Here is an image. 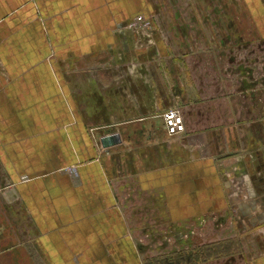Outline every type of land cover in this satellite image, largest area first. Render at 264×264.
<instances>
[{
  "label": "crops",
  "instance_id": "1",
  "mask_svg": "<svg viewBox=\"0 0 264 264\" xmlns=\"http://www.w3.org/2000/svg\"><path fill=\"white\" fill-rule=\"evenodd\" d=\"M226 224L243 254L187 264H264L262 0H0V264H154Z\"/></svg>",
  "mask_w": 264,
  "mask_h": 264
},
{
  "label": "built area",
  "instance_id": "2",
  "mask_svg": "<svg viewBox=\"0 0 264 264\" xmlns=\"http://www.w3.org/2000/svg\"><path fill=\"white\" fill-rule=\"evenodd\" d=\"M126 27L134 32L138 37L137 47L147 48L154 45V29L149 18L143 14L134 15ZM162 125L167 135H175L183 131V120L180 112L176 108H168L161 114ZM236 168L224 172L229 192L228 196L231 198L240 199V201L247 199V193L244 189V182L235 175Z\"/></svg>",
  "mask_w": 264,
  "mask_h": 264
},
{
  "label": "rangeland",
  "instance_id": "3",
  "mask_svg": "<svg viewBox=\"0 0 264 264\" xmlns=\"http://www.w3.org/2000/svg\"><path fill=\"white\" fill-rule=\"evenodd\" d=\"M262 4L264 6V0H262ZM233 224H230V228H228L227 224L226 225H222L220 226V230L221 232L225 231L222 235L219 236L220 241L218 243H213L211 238L206 237L207 235V229H205L203 232H205V235L203 236V238H199L198 240H194L193 242H191V244L193 245V247L189 248L188 251L186 252H197V254H195L196 258L198 261H203L212 257H216V255H218V257H225L226 255H228V253H230V256H238L239 254H243V247H242V242H244V236H243V232L241 231H236V229L231 228ZM261 225L260 224H256L253 225L251 227V232L253 233V236L256 235V237H252L251 242H253L252 248H251V252L250 249H248L247 253L251 256H247L248 258L251 257V261L254 262L255 259H257L260 256V252L263 250H261V248H259V243L261 241L260 238H258L259 236V232H261L263 228H260ZM243 227L239 228L242 229ZM231 229H233L236 232V236L237 237H230L232 239H227V238H222V237H227L226 233L228 230H230L231 232H233ZM230 232V233H231ZM229 233H227L228 235ZM249 241V240H248ZM195 246V247H194ZM205 248V250L203 249ZM261 250V251H260ZM238 254V255H237ZM182 255V254H180ZM192 256V254H190ZM183 256V255H182ZM188 257V256H187ZM246 257V256H245Z\"/></svg>",
  "mask_w": 264,
  "mask_h": 264
},
{
  "label": "trees",
  "instance_id": "4",
  "mask_svg": "<svg viewBox=\"0 0 264 264\" xmlns=\"http://www.w3.org/2000/svg\"><path fill=\"white\" fill-rule=\"evenodd\" d=\"M203 249L205 250V248ZM190 254H192V256ZM195 254H197V252L195 251L189 252L183 256L180 254H174L170 258L158 259V260L156 259L155 262L153 263L154 264H187L197 260Z\"/></svg>",
  "mask_w": 264,
  "mask_h": 264
}]
</instances>
